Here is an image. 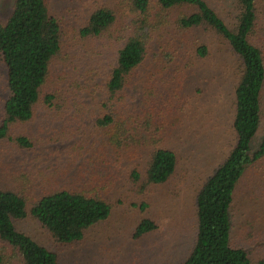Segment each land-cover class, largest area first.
Here are the masks:
<instances>
[{"label": "trees", "instance_id": "16d2710c", "mask_svg": "<svg viewBox=\"0 0 264 264\" xmlns=\"http://www.w3.org/2000/svg\"><path fill=\"white\" fill-rule=\"evenodd\" d=\"M126 1L135 17L130 22L123 20V27L118 25L116 8L104 7L94 11L80 31L84 41L98 44L95 58L107 53L114 35L117 42H125L104 85L90 76L91 71L77 82L70 78L73 67H58L70 53L65 48L63 22L53 14L48 0H16L8 21L0 23V54L7 67L10 93L0 140L8 139L22 150L33 149L41 140L38 135L29 130L13 134L11 129L28 128L43 112L49 121L65 119L67 125L46 141L50 144L69 141L84 117L95 121L94 133L83 136L76 150L82 153L86 149L91 157L79 171L78 182H64L71 174L69 166L42 172L41 193L34 185L27 186L33 177L24 172H15L14 181L24 182L21 190L0 186V264H61L56 251L21 232L17 222L36 220L61 245L83 241L90 229L113 216L114 202L125 203L113 199L119 185L108 175L111 166L123 171L126 187H119L121 191L135 189L151 196L152 188L172 181L181 157L165 143L173 127L193 110L182 85L195 72L196 63L210 55L208 45L194 46L188 40L196 30L213 33L228 46L238 59L240 77L231 125L235 143L196 196L195 244L182 264H264V259L255 263L250 252L233 240L239 185L251 169L264 163V0H230L234 17L227 20L209 0ZM159 32L160 40L164 33L172 35L165 38L166 58H177L181 52L184 67H165L164 60H159L150 68L152 72H141L149 68L143 66ZM94 71L99 74L102 68ZM163 72L170 75L164 78ZM140 84L144 86L141 105L135 103ZM161 87L169 89L166 96ZM81 93L87 94L88 101ZM258 133L263 140L253 149ZM76 151L72 162L79 155ZM93 168L106 175L105 180L97 174L85 180ZM132 206L144 212L148 203ZM158 228L156 220L143 219L133 238L139 240Z\"/></svg>", "mask_w": 264, "mask_h": 264}, {"label": "rangeland", "instance_id": "374dc122", "mask_svg": "<svg viewBox=\"0 0 264 264\" xmlns=\"http://www.w3.org/2000/svg\"><path fill=\"white\" fill-rule=\"evenodd\" d=\"M48 1L53 14L63 22L65 48L68 49L67 53H70L67 60L60 61L58 67H73L70 78L77 82L84 81L87 76L89 77L87 72L91 71L90 76L96 77V82L104 85V79H107L112 67L116 65L117 51L125 42H117L118 36L114 35L113 42L108 43L111 47L107 46V53L103 57L95 58L93 54L98 50L96 48L98 44H91L94 42L89 39L84 41L80 31L90 15L104 7L116 8L119 16L118 25L123 27V20L130 22L135 17V14L128 10V2L126 0ZM209 1L226 20L234 17L230 10V0ZM15 3L16 0H0V23L8 21ZM164 34L162 40H160L161 32L155 35L151 45L153 48L146 66H143L149 68L141 69V72L147 70L152 72L153 68H150L159 60H164L167 64L165 67H184L182 63L185 59L183 56L181 58V52L177 58H166L165 38L172 35ZM188 40L192 41L194 46L201 43L208 45L210 55L196 63L195 72L185 77L182 85L181 91L191 97L193 110L180 124L173 127L165 143L176 150L181 157L178 173L172 181L165 186L152 188L151 196L140 194L135 189L121 191L119 187H126L122 184L123 171L113 166L109 167L108 175L119 185L118 190L112 194L113 199H121L125 203L121 206L117 201L114 202L113 216L90 229L83 241L72 245L58 243L39 222L32 218L17 222L21 232L56 251L60 255L61 264H182L193 249L197 233L196 196L204 181L224 161L235 143V134L231 125L240 66L238 59L228 50V46L213 33L196 30L190 34ZM102 42L107 44L105 40ZM98 67L102 68L99 74L94 71V68ZM173 71L172 68L169 73ZM7 73V67L0 54V126L3 122L6 102L10 97ZM170 74L162 75L165 78ZM160 77L157 76L158 79ZM142 90L144 86L140 84L138 99L135 101L139 105L142 104L140 103ZM161 90L166 96L169 89L162 88L160 92ZM86 95L81 93L84 101H88ZM158 104H163L162 98L158 99ZM44 113H41V117L28 128L20 126L11 129L13 134L29 130L38 135L41 140L33 149L22 150L8 139L0 140V186L10 189L24 187V182L14 181L17 178L15 172H24L27 175L32 174L33 177L30 178L31 181L27 186L34 185L37 193H41L42 172L65 170L69 166H71V174L69 177L66 176L64 182L79 181L77 178L80 177L79 171L91 157L86 149L82 153L76 150L82 144L83 136L90 137L94 133V118L84 117L69 141L50 144L46 141L67 125L65 126V119L49 121ZM262 140L263 134L258 133L252 143L253 149L258 148ZM75 151L79 155L72 162ZM99 169L104 171L101 167ZM93 174H97L100 180L106 178V175H99L93 168L89 170L85 180H89ZM142 202L148 203V208L144 212L132 206ZM235 209L233 240L236 245L245 247L255 263H258L264 259V163L251 169L240 183ZM146 218L156 220L159 228L139 240H134L136 227Z\"/></svg>", "mask_w": 264, "mask_h": 264}]
</instances>
